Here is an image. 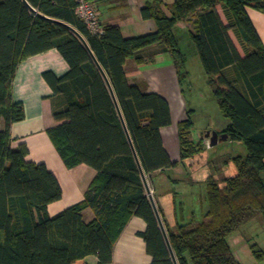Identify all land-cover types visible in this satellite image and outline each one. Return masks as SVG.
<instances>
[{
  "label": "trees",
  "instance_id": "1",
  "mask_svg": "<svg viewBox=\"0 0 264 264\" xmlns=\"http://www.w3.org/2000/svg\"><path fill=\"white\" fill-rule=\"evenodd\" d=\"M77 3L0 0V264H88V257L112 264L113 247L133 217L146 225L137 235L150 264H173L101 72L68 29L44 17L70 25L85 39L109 80L146 179L178 165L170 160L160 134L171 125V115L163 97L147 92L144 84L128 83L124 65L140 51L159 46L170 56L182 86L186 57L176 25H192L186 33L218 110L229 122L219 134L243 144L246 155L232 160L235 176L221 183L207 178L201 222L191 217L179 223L182 204L173 201L177 218L172 230L159 206L157 210L177 264H241L228 238L254 219L264 222V46L246 11L264 14V0H174L169 15L163 2L155 0L141 10L144 20L155 22V32L132 38L112 25L104 26L100 36L89 34L76 16ZM53 49L69 69L59 78L43 74L52 91L55 122L46 134L67 169L84 164L96 175L82 202L51 217L48 206L62 197L57 176L44 164L27 162L24 145L11 147L10 127L25 117L22 103L12 96L19 64ZM188 115L177 127L179 164L205 149L204 136L192 139ZM85 209L93 214L90 222L82 218ZM249 250L257 261L264 259L257 245Z\"/></svg>",
  "mask_w": 264,
  "mask_h": 264
},
{
  "label": "crops",
  "instance_id": "2",
  "mask_svg": "<svg viewBox=\"0 0 264 264\" xmlns=\"http://www.w3.org/2000/svg\"><path fill=\"white\" fill-rule=\"evenodd\" d=\"M113 1L119 2L111 4ZM154 1L94 0L93 4L98 11L102 27L106 25L117 26L124 38H132L155 32V22L144 20L141 16V10L145 5ZM99 5L108 10L105 22L100 19ZM163 11L166 15L170 14L165 9ZM246 11L264 46V14L251 8H247ZM188 29H192L190 23L181 22L176 25V30L179 32H186ZM229 35L236 45L233 34L229 33ZM136 58L142 59L141 62H137ZM68 69L69 67L61 55L53 49L21 62L12 84L13 99L22 103L25 117L10 127L11 147L18 148L20 145H24L28 151L27 162L44 164L49 171L56 174L62 197L58 202L48 206L47 212L51 217L82 202L84 193L96 175L92 168L84 164L67 169L46 134V130L53 127L55 122L52 118L50 101L52 91L43 79V74L49 72L59 78L64 76ZM124 71L129 84H144L147 92L160 95L168 103L171 125L161 128L160 134L163 147L170 160L178 163L177 167L173 169H177L179 165H184L188 161L189 164L190 162L192 164L197 156L179 164L177 127L181 121L187 118V112H190L188 115L190 119L193 117L192 113L195 108L184 99L183 87L178 81L170 56L161 52V47L153 46L140 51L135 58L128 59L124 65ZM225 128L226 126L221 127L216 133H221ZM204 143L209 146L208 140L204 139ZM173 169L156 173L152 179L146 180L156 206L161 208L165 219H167L168 214L171 215L175 224L177 217L174 213L173 202L170 200L165 202L163 199L165 192L161 185L177 182L171 178L162 179L163 176H167V172ZM82 218L85 222L92 221L91 210L85 209L82 212ZM145 228V223L139 218L133 217L129 221L113 247L112 264L151 263V258L145 251V244L137 235L139 232H143ZM87 263L97 264V261L94 257H88Z\"/></svg>",
  "mask_w": 264,
  "mask_h": 264
},
{
  "label": "rangeland",
  "instance_id": "3",
  "mask_svg": "<svg viewBox=\"0 0 264 264\" xmlns=\"http://www.w3.org/2000/svg\"><path fill=\"white\" fill-rule=\"evenodd\" d=\"M162 1L165 5L163 9L166 11L174 2V0ZM118 2L113 1L111 4ZM218 12L224 21V16L219 8ZM99 13L101 21L105 22L108 10L99 5ZM175 36L180 50L186 57L185 71L187 72V78L182 83L183 96L195 108L191 118L193 121L191 137L194 141H197L200 137L205 136L207 132H216L223 126L227 127L229 122L221 116L218 110L211 88L207 84V78L200 64L197 51L190 42L187 33L176 31ZM238 50L243 55L240 47ZM245 155L246 149L241 143L227 140L218 142L213 147L205 145L204 151L195 158L192 164L190 162L191 165L188 161L184 165H179L177 169L170 170L167 172V176L162 177L164 180L171 178L177 181L174 184L164 183L161 185L165 192L163 196L165 202L170 200L171 202L174 201L176 205L182 204V218L180 213L178 215L179 223H188L191 217H194L195 222L203 220V215L207 210L205 181L211 177L221 183L224 179L235 176L236 170L232 160L235 157H244ZM262 176L264 177V173ZM172 218L168 214L165 220L168 226L175 230L174 219ZM228 242L233 254L241 264H264V259L257 261L249 250V247L255 244L264 254V222L260 218L254 219L239 232L231 235Z\"/></svg>",
  "mask_w": 264,
  "mask_h": 264
},
{
  "label": "water",
  "instance_id": "4",
  "mask_svg": "<svg viewBox=\"0 0 264 264\" xmlns=\"http://www.w3.org/2000/svg\"><path fill=\"white\" fill-rule=\"evenodd\" d=\"M24 2H25V1H24ZM28 7H29V6H28ZM29 9H30L32 12L36 13V12H35L33 9H31L30 7H29ZM42 17H43V16H42ZM44 18L47 19L48 21L52 22V23L60 24V25L64 26L66 29H68V30H69V31H70V32H71V33H72V34H73V35H74V36H75V37H76V38L82 43V45L86 48V50L88 51V53H89L91 59L94 61V63H95L96 66L98 67L99 71L101 72L102 77H103V79H104V81H105V83H106V85H107V88H108L109 93H110V95H111V98H112V100H113V103H114V105H115V108H116V110H117V113H118V116H119L120 122H121V124H122L123 130H124V133H125V136H126V138H127L128 144H129V146H130V149H131V151H132L133 157H134V159H135V162H136V164H137L138 170H139V172H140L141 179H142V182H143V185H144L145 191H146V195H147L148 200H149V202H150V204H151V207H152V209H153V211H154V214H155L156 220H157V222H158L159 228H160V230H161V233H162V235H163V238H164L165 244H166V246H167V248H168V251H169V254H170L171 260H172L173 264H177V262H176V260H175V257H174V255H173V252H172V250H171V247H170V244H169V241H168V237H167V234H166V231H165V228H164L163 222H162L161 217H160V215H159V212H158V210H157V206H156V204H155V202H154V200H153V197H152V194H151V190H150V188H149V186H148L147 180H146V178H145V176H144V174H143V171H142V169H141V166H140L139 160H138L137 155H136V153H135V150H134L133 144H132V142H131V139H130L129 133H128L127 129H126V126H125V123H124V121H123V118H122V115H121V112H120L119 106H118V104H117L116 98H115V96H114L113 90H112V88H111V85H110V83H109V80H108L106 74L104 73V71L102 70L101 66L99 65V63H98L97 60L95 59L94 55L92 54L91 50L89 49V47H88V45H87V43H86V41H85V39L79 34V32H77L73 27H71V26L68 25V24H65V23L60 22V21H57V20L49 19V18H46V17H44ZM204 138H205L206 140L209 141V146H210V147L215 146L218 142H222V141H226V140H228V136H227L226 134H218V133H216V132H207V133L205 134Z\"/></svg>",
  "mask_w": 264,
  "mask_h": 264
},
{
  "label": "built area",
  "instance_id": "5",
  "mask_svg": "<svg viewBox=\"0 0 264 264\" xmlns=\"http://www.w3.org/2000/svg\"><path fill=\"white\" fill-rule=\"evenodd\" d=\"M75 13L83 22L89 34L94 36L103 34V27L99 21V14L92 1L78 0Z\"/></svg>",
  "mask_w": 264,
  "mask_h": 264
}]
</instances>
